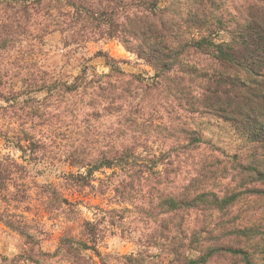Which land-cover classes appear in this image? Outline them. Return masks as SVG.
I'll return each mask as SVG.
<instances>
[{
	"label": "trees",
	"instance_id": "obj_1",
	"mask_svg": "<svg viewBox=\"0 0 264 264\" xmlns=\"http://www.w3.org/2000/svg\"><path fill=\"white\" fill-rule=\"evenodd\" d=\"M221 3L0 0V101L8 104L0 107V138L24 153L45 151L48 158L74 170L64 176L71 199L59 194L58 185L49 186V207L72 226L60 236L55 252L41 254L45 261L150 264L145 249L162 243V253L152 256L162 258L159 264H205L224 255L241 257L246 264H254L251 259L264 264V191L240 194L234 189L222 197L215 186L226 179L218 171L215 153L221 151L210 146L207 156L202 130L193 123L196 117H205L229 124L256 150H264V9L252 6L255 10L249 11L248 19L234 24L227 21L228 11ZM234 25L236 29H229ZM54 33L62 36L68 50L102 39L118 40L155 74L149 79L135 77L136 87L133 82L127 86L111 82L113 73L89 84L84 82L85 75L78 76L69 84L33 62L22 85L12 88L11 81L20 75L16 68L22 69L13 62L21 59L10 56L13 49L26 42L20 50L34 55L40 51L37 45ZM98 56L106 58L107 65L113 63L112 72L124 74L118 67L121 61L102 53ZM91 84H96L95 91L83 114L62 104L65 95L81 88L80 94H85ZM43 89L54 98L53 110L46 114L40 112L42 104L33 105L36 100L31 95ZM24 95L29 97L19 100ZM41 127L48 129V142L34 134ZM54 150L62 155L57 158ZM241 164L245 166L240 165L236 175L242 184L264 186V161L256 152L247 165ZM106 170L113 172L106 175ZM0 171L3 181L9 173L2 163ZM99 173L105 179L97 178ZM190 173L189 185L175 189V180ZM115 177L119 179L114 184ZM108 192L118 205L140 204L135 206V220L148 231L138 241L143 249L137 254H103L98 246L105 219L81 216L80 207L86 204L83 198ZM251 196L261 203L247 217L212 229L187 226L193 212L217 209L229 217L235 200ZM107 213L119 218L109 221L110 225L123 222L118 210ZM33 262L41 263L39 258Z\"/></svg>",
	"mask_w": 264,
	"mask_h": 264
},
{
	"label": "rangeland",
	"instance_id": "obj_2",
	"mask_svg": "<svg viewBox=\"0 0 264 264\" xmlns=\"http://www.w3.org/2000/svg\"><path fill=\"white\" fill-rule=\"evenodd\" d=\"M221 8L229 16L227 21L232 20L236 22H244L250 14L251 9L256 8L264 9V0H222ZM255 6V7H252ZM233 26L232 24H230ZM229 29H236V26ZM228 29V30H229ZM226 38L229 35L224 34ZM17 46L11 52V57H18V60H13L14 63L20 65V75L11 81L12 88H19L22 85V80L28 76L30 69L33 68V62H36L44 70L54 75L56 78L72 83L78 76H86L84 79L85 84L90 83L91 80L97 81L103 74H112L110 81L117 83L119 86H127L133 82V87L138 86L134 79L153 77L154 70L143 60L139 59L136 55L127 51L123 45L115 39H102L97 42H90L85 44L82 48L64 49L62 43V36L59 33H54L44 39L43 44H38L40 48L39 53L23 52L22 47ZM107 55L117 61H121L118 65L124 74L119 72H112L113 63L106 64V58L98 56V54ZM32 64L29 68L28 66ZM35 64V63H34ZM98 78L94 79L95 75ZM137 77V78H135ZM107 80L108 78H104ZM145 84V83H143ZM96 84H91L85 94H80L81 90L73 95H65L63 105H70L71 108H78L80 113L88 110L87 103L90 101V96L95 91ZM141 92V91H140ZM51 93L46 89L38 90L31 95L36 101L33 105L40 107V112L46 114L53 110L52 104L54 98H49ZM29 96H21L19 100L24 101ZM98 100V98H97ZM47 104V105H44ZM8 104L0 101V107H6ZM210 118L196 117L193 121L195 126L202 130L203 139L207 143L206 150L204 151L207 156L211 152L210 146L221 151L216 152V158L219 160L218 171L223 172L226 179H220L216 182V190L221 191V196L233 191L235 193L256 192L263 190L264 186H259L254 183L242 184L241 179L236 173L241 169V163L248 164L253 155L258 154V157L264 161V150L255 149V145L246 140L245 137L236 133L235 129L229 124H217ZM103 121H106L102 118ZM111 121H114L111 120ZM48 133L47 127H41L34 132L36 137L44 142H48L46 134ZM55 156L59 158L62 153L54 150ZM224 153L225 155L221 154ZM48 155V154H47ZM45 151L39 152L36 155L24 153L14 146H8L3 139L0 138V163L9 173L5 175V179L0 181L2 189L0 190V264H35L33 260H38L40 264H67L66 262H59L54 260L52 263L45 261L43 254L53 253L57 249L59 238L63 235L68 226L59 211L53 210L48 205L49 194L52 190L49 188L51 184L58 185L59 194L70 198V191L64 183V176L74 171L65 163L59 162L48 158ZM40 156V158L38 157ZM43 156H46L43 159ZM216 162L215 160L213 161ZM190 168V167H188ZM113 171L106 170V175H111ZM1 173V171H0ZM104 174H97L99 179H105ZM190 174H184L175 180V189L189 185ZM117 177L114 178V184ZM213 183V181H212ZM211 183V185H212ZM99 184L96 183V186ZM88 193L91 190L87 191ZM243 198V199H242ZM71 199V198H70ZM85 206L80 207L82 218L86 219H105L102 221V239L99 242V250L103 254L110 255H131L137 254L141 249L138 241L143 240L144 234L147 233L145 225L138 222L136 219L137 214L135 210L138 203L132 204L125 202L124 204H116L114 196L111 192L107 195L97 196L94 194L88 195L86 198ZM260 199L251 197H241L238 201L231 204L235 207L230 211L231 215L228 217L222 215L219 210L213 209L204 214L191 213L187 219V226L193 229L214 228L215 225H222L230 220H240L242 217H247V212H252L258 204ZM99 206L101 211H97L90 207L87 202ZM264 202V201H263ZM218 208V207H217ZM118 210L120 217H123L122 223H117L116 226L110 225L109 221L119 219L116 216L108 214V211ZM106 212V213H105ZM22 232L25 234L23 235ZM160 244V243H159ZM162 244V243H161ZM161 244L158 247H151L145 249L151 256L149 259L150 264H159L162 259L152 258L153 255H160ZM247 248V247H246ZM42 254V255H41ZM163 257V256H162ZM254 264H259L258 260L251 259ZM205 264H246L241 257L224 255L214 257Z\"/></svg>",
	"mask_w": 264,
	"mask_h": 264
}]
</instances>
